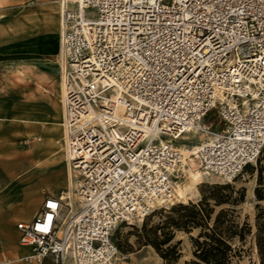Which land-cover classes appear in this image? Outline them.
I'll return each mask as SVG.
<instances>
[{
    "label": "built area",
    "instance_id": "2783aa9c",
    "mask_svg": "<svg viewBox=\"0 0 264 264\" xmlns=\"http://www.w3.org/2000/svg\"><path fill=\"white\" fill-rule=\"evenodd\" d=\"M59 26L69 185L19 244L30 263L115 264L114 230L180 203L190 157L224 184L259 159L264 0H60Z\"/></svg>",
    "mask_w": 264,
    "mask_h": 264
},
{
    "label": "crops",
    "instance_id": "0c3cea01",
    "mask_svg": "<svg viewBox=\"0 0 264 264\" xmlns=\"http://www.w3.org/2000/svg\"><path fill=\"white\" fill-rule=\"evenodd\" d=\"M59 21V0H0V264L33 253L19 244L17 224L32 221L46 196L69 185ZM240 208L252 225L251 203Z\"/></svg>",
    "mask_w": 264,
    "mask_h": 264
},
{
    "label": "trees",
    "instance_id": "16d2710c",
    "mask_svg": "<svg viewBox=\"0 0 264 264\" xmlns=\"http://www.w3.org/2000/svg\"><path fill=\"white\" fill-rule=\"evenodd\" d=\"M262 181L260 171L254 189L256 210L254 232L247 221L241 224L237 222L236 209L245 202V188L235 189L229 184L213 185L208 187V192L202 191V198L198 202L176 203L170 206L168 216L148 230L145 229L147 223L145 221L142 236L144 245L151 246L163 264H176L181 258L179 248L181 242L180 240L174 242L175 231L190 233L194 229H199L195 236L188 234L193 256L191 264H239L241 250L238 245H243L247 237H253L259 264H264ZM222 205L228 208H221L215 212V208Z\"/></svg>",
    "mask_w": 264,
    "mask_h": 264
},
{
    "label": "rangeland",
    "instance_id": "374dc122",
    "mask_svg": "<svg viewBox=\"0 0 264 264\" xmlns=\"http://www.w3.org/2000/svg\"><path fill=\"white\" fill-rule=\"evenodd\" d=\"M86 14L90 18H94L95 14L93 10H86ZM212 116V113L209 114V116L205 119V121L209 120ZM190 138L186 141V143L190 146H194L197 144L198 140L197 137H192V135H188ZM182 142L176 141L174 144L179 145V147H182ZM191 164V167L188 171H198L201 175L200 178L195 179V186L196 191L194 193L190 192L188 189L185 190L184 199L178 198L180 203H187V202H198L202 198V191L209 190L208 187L213 185H224V183L215 176H205L201 173V169L199 168L198 164L192 161L189 162ZM188 171L186 172V175L188 174ZM262 172L263 177V183H264V149L256 162L255 165L248 166L243 173L235 179L232 183L229 185L233 186L235 189L245 188V199L246 201L251 203V210L253 213L252 217V231L254 232L255 227V198H254V189L257 185V179H258V173ZM256 174V175H255ZM185 175V176H186ZM185 184V178L181 182L180 187L183 189ZM198 186V187H197ZM188 195V196H187ZM190 195V196H189ZM186 198V199H185ZM189 198V199H187ZM264 206V203H262ZM31 207V206H30ZM28 207V209H30ZM221 208H228L226 205H222L220 207L215 208V212L220 210ZM248 211L247 209H245ZM169 207L156 209L154 210L149 216L147 217L148 220H145L142 223H137L136 225H127V224H121L118 226L113 234H112V241L117 246L119 254L118 259L115 262V264H163L162 259L158 256V254L155 252V250L149 246L144 245V240L142 239V236H144V222L146 221V230L149 228L159 224L162 222L166 216H168ZM236 213H238V219L237 222L240 224L243 221L248 222V215L245 213L244 209H241L238 207L236 209ZM249 223V222H248ZM199 233V229H194L190 233H185L184 231H175V241L180 240V252H181V258L178 260L176 264H191V261L193 260L192 256V247L191 242L189 239V235L191 234L195 236ZM239 249L241 250V256L239 259V264H257V260H259L255 243L253 237H247L246 241L243 245H238ZM23 261V262H22ZM22 261L16 262L15 264H38V263H30L26 258H24ZM42 264H51L50 261L43 262Z\"/></svg>",
    "mask_w": 264,
    "mask_h": 264
},
{
    "label": "bare ground",
    "instance_id": "6f19581e",
    "mask_svg": "<svg viewBox=\"0 0 264 264\" xmlns=\"http://www.w3.org/2000/svg\"><path fill=\"white\" fill-rule=\"evenodd\" d=\"M59 6H60V0H59ZM60 101H61V104H62V108H63V120H61L59 122V125L62 126V129L63 131L61 132V143H62V149L65 151V148H66V144H67V134H66V130L64 128V86H63V80H62V77H61V81H60ZM194 134H197V132H195ZM193 137V136H192ZM186 140H189L190 138L187 137L185 138ZM182 147H179L180 150L183 152V154L185 156H189L194 150H195V147L197 146V144H195L194 146H190L188 145L187 143H183L181 144ZM61 149V150H62ZM60 151V150H59ZM65 156V154H64ZM66 158V157H65ZM190 161H192L194 163V159H192L191 157L189 158ZM67 165V164H66ZM65 165V167H66ZM67 169V168H66ZM68 170V169H67ZM68 172V171H67ZM202 173V172H201ZM256 175V174H255ZM201 175L198 171H188V174L185 176V184H184V187L183 189L181 187H178L177 189V194L180 196V198L184 199V194H185V190H189L190 192L194 193L196 191V186H195V179H198L200 178ZM68 180V179H67ZM198 187V186H197ZM188 196V195H187ZM190 196V195H189ZM254 196V195H253ZM186 199V198H185ZM189 199V198H187ZM33 254V253H32ZM31 254V255H32ZM30 255V256H31ZM29 256V257H30ZM29 257L27 259H29Z\"/></svg>",
    "mask_w": 264,
    "mask_h": 264
}]
</instances>
